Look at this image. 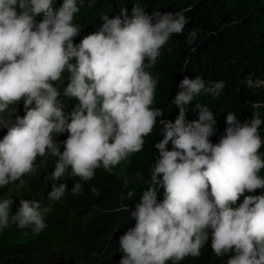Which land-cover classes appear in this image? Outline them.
<instances>
[{
	"label": "clouds",
	"instance_id": "1",
	"mask_svg": "<svg viewBox=\"0 0 264 264\" xmlns=\"http://www.w3.org/2000/svg\"><path fill=\"white\" fill-rule=\"evenodd\" d=\"M84 3L63 0L54 11L53 0H0V114L21 100L26 112L11 126L0 115V126L8 129L0 141V187L17 181L22 187V177L36 174L37 158L48 155L57 158L53 180H60L71 166V177L90 181L101 166L110 171L140 152L144 137L164 115L152 107L158 78L146 69L156 65L173 35L184 32L188 10L148 15L136 4L129 17L122 8L114 18L104 15L99 30L76 45L73 38L80 28L73 21ZM41 14L43 20L37 23ZM196 37L195 31L188 34L190 46ZM65 72L69 83L63 95L78 101L70 112L54 86ZM243 83L251 89L264 82L248 78ZM178 87L173 103L179 115L174 122L162 121L164 138L155 145L159 158L132 212L136 226L120 237V264H167L198 257L209 228L216 256L234 252L227 264H264V194L246 196L233 208L245 192L264 188V156L259 153L264 120L254 112L250 122L241 124L230 112L225 134L213 144L214 113L197 103L198 119L188 121L186 111L202 93L219 97L225 82L185 76ZM65 132L69 135L61 153L53 134ZM81 188L76 182L71 192L79 195ZM161 188L164 199L158 202ZM66 191L65 183L53 184L48 200L59 201ZM92 192L99 194L95 188ZM12 203L0 200V229L10 221L37 235L46 228L49 207L22 199L10 217Z\"/></svg>",
	"mask_w": 264,
	"mask_h": 264
},
{
	"label": "trees",
	"instance_id": "2",
	"mask_svg": "<svg viewBox=\"0 0 264 264\" xmlns=\"http://www.w3.org/2000/svg\"><path fill=\"white\" fill-rule=\"evenodd\" d=\"M62 4L63 0H53L54 11L58 10ZM136 4H140L148 15L155 12L176 13L187 9L186 16L189 21L184 32L173 35L163 47L156 65L151 69H146L158 78L152 107L162 110L164 115L157 118L153 132L144 137L143 149L131 154L128 158L136 164V173L142 179L117 177L118 172L122 170L118 167L113 172L110 170L101 173L95 179L84 182L80 181L79 177H71L68 174L72 171L69 166L60 180H53L52 175L57 158L49 155L47 159L35 162L36 174H27L22 177L25 181L22 187H17L19 181L0 187V200L3 198L12 200L10 210L21 207L22 199L40 201L42 206L51 209L50 212L44 214L47 226L38 235L29 228L19 229L15 223L9 226V231L0 235V239H4L0 241V264H30L29 262L32 261L29 258L31 248L37 249L42 245L56 244L54 241L60 231L67 230L71 234L77 223L75 221L89 216L92 211H97L107 217L120 216L124 212L121 223L125 224L131 219L127 223L129 225L127 230L131 228V225L133 226L131 224L132 211L129 215L125 213L140 202L143 192L148 189L147 183L151 179V168L159 158V150L155 145L164 138L162 121L174 122L179 115V109L173 100L180 92L178 85L185 76L190 79L201 76L205 81L223 80L225 82V88L219 97L214 98L202 93L187 106L186 111L188 121L198 119L197 103L207 105L214 113L217 125L215 134L210 137L213 144H217L225 134V119L230 112L236 113L241 124L250 122L254 112H258L260 118L264 120V83L251 89L243 83L248 78L264 82V0H85L84 6L74 17L73 22L79 26L80 31L73 38V43L78 45L84 37L98 31L103 24L104 15H108L111 19L118 15L122 8H126L131 17L132 9ZM35 20L37 23L41 22L43 15L36 17ZM193 31L197 33V37L190 46L187 37ZM68 76L69 74L65 72L61 80L54 84L58 91H64L61 87L65 85L67 87ZM68 99L72 100L64 95L59 98L63 103ZM77 103L78 101L75 100V106ZM255 103L258 107L254 109L252 105ZM14 106L15 104L10 105L4 114H0L3 118L9 119V126L15 123L17 116L23 117L26 114V112L23 115L17 114L25 108L17 111ZM71 110L70 108L67 111ZM7 131V127L0 126V139L7 135ZM259 134L264 141V124L261 125ZM64 141L66 139L58 143L61 153L64 151ZM168 150H172L171 142ZM259 153L264 156V144L259 149ZM260 175L264 178V169L261 170ZM76 182L82 184L79 195L71 192ZM61 183L67 185L64 196L59 201H49L48 195L53 190V184L58 187ZM9 188L13 191L9 192ZM93 188L97 189L98 195L92 192ZM128 191H132L134 195L128 197ZM262 194H264V188L254 192H245L233 208L242 204L246 196ZM157 198L158 202L163 201L164 190L162 188ZM81 206L84 208L79 212L78 209ZM207 233L208 239L201 249V254L198 257H186L185 264H227L230 256L234 255L232 252L222 257L216 256L211 246L212 229L209 228ZM30 234L33 239L28 241V247L8 243V240L16 236L28 237ZM94 237V233L85 229L80 237L73 238V250L77 251V254L80 252L84 254L80 264H103L100 263L101 259L105 260L104 264H120L124 253L120 250V246L116 245V240L105 248H101L96 257H92L87 248H93L95 245Z\"/></svg>",
	"mask_w": 264,
	"mask_h": 264
},
{
	"label": "rangeland",
	"instance_id": "3",
	"mask_svg": "<svg viewBox=\"0 0 264 264\" xmlns=\"http://www.w3.org/2000/svg\"><path fill=\"white\" fill-rule=\"evenodd\" d=\"M66 88V85L61 89L64 90ZM60 92V91H59ZM61 95L59 98L63 96V91L60 92ZM64 105V110L66 112L68 109H72L75 106V100H67ZM24 107L23 100H21L18 104H15L14 108L19 111L21 108ZM24 111H19L17 114H24ZM69 133L65 132L63 134H53V139L55 140L56 143H59L60 141H63L68 138ZM64 144V143H63ZM49 157H38L35 162H39L40 160H45ZM37 169V166H34ZM120 167L122 170L118 172L117 177L121 178H128L132 177L137 180H141V176L136 173V164L131 162V160L127 159L124 161H121V163L114 168L111 169V172L115 171L116 168ZM109 172L105 170L102 166L98 168L95 172V176L93 179L97 177V175H100L101 173ZM92 179V180H93ZM136 205H134L132 208H129L127 211V215L133 212L135 210ZM84 207L81 206L79 212L83 209ZM20 209L17 208L16 210H9L10 212V217L13 216L12 214H16L18 210ZM124 212L122 215L117 216V215H112L111 217H107L104 214H99L97 211H92L91 214L85 218L78 219L75 226L73 227V231L70 232L67 230H64V232H59L57 234V239L54 241L56 244L50 243L49 245H42V247H39L37 249L31 248L30 249V254L29 258L32 259L30 261V264H80L83 260L81 259L84 254L80 252L77 254V251L75 252L73 250V238L75 237H80L81 233L85 230L88 229L90 233H94L95 237L93 238V242H95V245L93 248H87L89 252H91L92 257L97 256V252L101 248H105L109 244L114 243V240H116V245L119 247L120 246V237L124 235L128 230L127 227L129 226L127 223L130 222L131 219L128 220L125 224L121 223V218L123 216ZM132 218L131 228H134L136 226V220ZM73 221V223H75ZM13 222L10 221L9 225L7 228L0 229V235L6 233L9 231V226H11ZM120 224L122 226H120ZM129 228V227H128ZM30 229V228H29ZM32 234H30L28 237H22V236H16L10 240H8V243L11 245H19L22 247H28V241L32 240ZM0 241H4V239H0ZM2 243V242H1ZM100 263H105V260L101 259ZM168 264H179L178 262H173V261H168ZM181 264H185V260L181 261Z\"/></svg>",
	"mask_w": 264,
	"mask_h": 264
},
{
	"label": "water",
	"instance_id": "4",
	"mask_svg": "<svg viewBox=\"0 0 264 264\" xmlns=\"http://www.w3.org/2000/svg\"><path fill=\"white\" fill-rule=\"evenodd\" d=\"M58 264H60V263H58Z\"/></svg>",
	"mask_w": 264,
	"mask_h": 264
}]
</instances>
